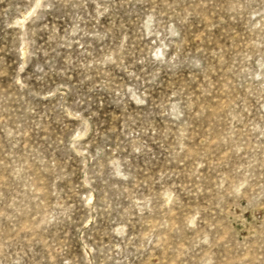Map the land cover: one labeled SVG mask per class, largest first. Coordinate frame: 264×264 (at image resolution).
Masks as SVG:
<instances>
[{
	"label": "rangeland",
	"instance_id": "374dc122",
	"mask_svg": "<svg viewBox=\"0 0 264 264\" xmlns=\"http://www.w3.org/2000/svg\"><path fill=\"white\" fill-rule=\"evenodd\" d=\"M0 264H264V0H0Z\"/></svg>",
	"mask_w": 264,
	"mask_h": 264
}]
</instances>
